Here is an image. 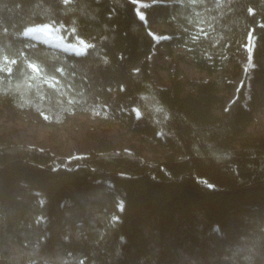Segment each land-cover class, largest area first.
<instances>
[{"label":"trees","instance_id":"1","mask_svg":"<svg viewBox=\"0 0 264 264\" xmlns=\"http://www.w3.org/2000/svg\"><path fill=\"white\" fill-rule=\"evenodd\" d=\"M151 15L171 26L159 41L134 0H0V107L52 125L99 112L159 149L104 138L64 157L0 131L3 264H264V132L250 129L264 107V0H157ZM45 23L89 45L25 35ZM248 36L254 95L243 85L227 104L226 65L239 67ZM158 45L207 77L155 84Z\"/></svg>","mask_w":264,"mask_h":264},{"label":"rangeland","instance_id":"2","mask_svg":"<svg viewBox=\"0 0 264 264\" xmlns=\"http://www.w3.org/2000/svg\"><path fill=\"white\" fill-rule=\"evenodd\" d=\"M134 1L139 14L149 22V29L157 41L170 33V25L154 21L151 15V5L157 0ZM25 32L51 46L79 53H82L89 45V42L82 38L77 42L68 41L58 26L48 23L30 26ZM244 43V49L239 53V67L235 68L234 63L226 65V74L231 76L230 80L234 85L231 91H225L227 104L236 97L238 90L243 85L247 89V100H251L254 95L253 75L258 56L255 42L250 36ZM180 51L186 56L179 55ZM186 53V50L179 47L171 49L160 45L155 47L148 57L154 83L160 86L170 85L171 77L177 71L179 76L184 78H206L207 72L200 70ZM250 129L264 132L263 106H257V119ZM0 131L17 141H24L29 145L48 149L52 153L64 157L86 154L90 149L98 147L104 138L111 139L118 146L137 150L144 156H155L159 152L155 145L144 140L141 135L134 134L119 121L110 119L107 115L99 112L76 113L69 121L52 125L48 123L45 115L0 107ZM0 264H3L1 258Z\"/></svg>","mask_w":264,"mask_h":264},{"label":"snow or ice","instance_id":"3","mask_svg":"<svg viewBox=\"0 0 264 264\" xmlns=\"http://www.w3.org/2000/svg\"><path fill=\"white\" fill-rule=\"evenodd\" d=\"M66 2H67V0H66ZM28 33H25V35H27ZM140 114L139 113H137V116H139Z\"/></svg>","mask_w":264,"mask_h":264},{"label":"water","instance_id":"4","mask_svg":"<svg viewBox=\"0 0 264 264\" xmlns=\"http://www.w3.org/2000/svg\"><path fill=\"white\" fill-rule=\"evenodd\" d=\"M70 51V50H69Z\"/></svg>","mask_w":264,"mask_h":264}]
</instances>
